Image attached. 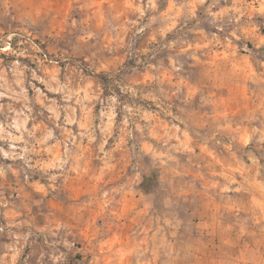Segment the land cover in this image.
I'll return each mask as SVG.
<instances>
[{"label": "rangeland", "instance_id": "obj_1", "mask_svg": "<svg viewBox=\"0 0 264 264\" xmlns=\"http://www.w3.org/2000/svg\"><path fill=\"white\" fill-rule=\"evenodd\" d=\"M0 264H264V0H0Z\"/></svg>", "mask_w": 264, "mask_h": 264}, {"label": "trees", "instance_id": "obj_2", "mask_svg": "<svg viewBox=\"0 0 264 264\" xmlns=\"http://www.w3.org/2000/svg\"><path fill=\"white\" fill-rule=\"evenodd\" d=\"M95 78L102 82H105L107 80V78L103 75H96ZM145 181H147V178Z\"/></svg>", "mask_w": 264, "mask_h": 264}]
</instances>
